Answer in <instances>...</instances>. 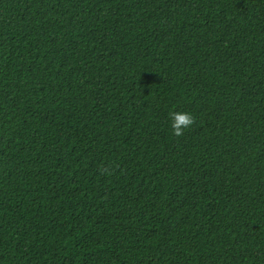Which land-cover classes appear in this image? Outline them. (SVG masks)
<instances>
[{"label":"trees","instance_id":"trees-1","mask_svg":"<svg viewBox=\"0 0 264 264\" xmlns=\"http://www.w3.org/2000/svg\"><path fill=\"white\" fill-rule=\"evenodd\" d=\"M0 264H264V0H0Z\"/></svg>","mask_w":264,"mask_h":264},{"label":"clouds","instance_id":"clouds-1","mask_svg":"<svg viewBox=\"0 0 264 264\" xmlns=\"http://www.w3.org/2000/svg\"><path fill=\"white\" fill-rule=\"evenodd\" d=\"M170 127L175 136H183L195 123L193 114L185 111H172L169 113Z\"/></svg>","mask_w":264,"mask_h":264}]
</instances>
